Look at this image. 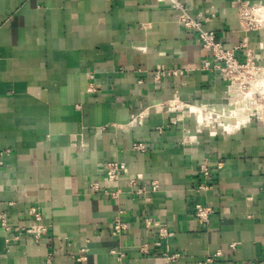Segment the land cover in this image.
I'll use <instances>...</instances> for the list:
<instances>
[{
	"label": "crops",
	"instance_id": "1",
	"mask_svg": "<svg viewBox=\"0 0 264 264\" xmlns=\"http://www.w3.org/2000/svg\"><path fill=\"white\" fill-rule=\"evenodd\" d=\"M182 1L193 17L215 15L205 29L226 48L239 47L240 60L251 50L264 64V29H241L238 0ZM207 60L197 35L157 1L0 0V152L10 151L0 166V205L12 228L31 225L33 206L47 227L39 243L25 232L7 243L0 227V264H48L50 253V264H166V253L180 255L168 264L215 255L211 264H264V126L210 137L188 123L196 121L188 104L178 105L186 115L176 118L153 109L154 100L220 101L227 82L201 70ZM162 67L184 74L158 86ZM132 114L145 116L131 124ZM111 161L157 181L160 191L133 196L126 177L108 187L103 170ZM206 162L212 177L200 189ZM197 204L214 209L207 223L195 218ZM119 207L127 230L115 238ZM146 217L168 228L166 243ZM144 244L148 254L139 252ZM81 250L85 262L76 260Z\"/></svg>",
	"mask_w": 264,
	"mask_h": 264
},
{
	"label": "built area",
	"instance_id": "2",
	"mask_svg": "<svg viewBox=\"0 0 264 264\" xmlns=\"http://www.w3.org/2000/svg\"><path fill=\"white\" fill-rule=\"evenodd\" d=\"M160 4H166L169 6L170 10L177 12V21L187 30L193 31L198 38L202 50L208 52L211 56V60L205 61L201 70L207 72H216L225 82H227V88L222 99L217 104L223 105L234 101L236 105L240 107L239 115L245 116L252 122L262 124L264 126V64H259L257 62L258 55H255L251 50H247L245 54V60L242 61L236 56V50L239 49H228L223 43H221L214 31L206 30L205 24L210 22L214 18V14L209 12L206 14H199L193 17L186 3L182 0H153ZM260 6L264 9V5L251 2L249 0H238V21L241 29L244 32H252L260 29H264V16H259L256 13L257 7ZM140 51L144 50L142 48L138 49ZM184 74L183 71L161 68L160 73L154 75V82L159 86L164 77H178ZM89 92L95 91L93 86L88 88ZM173 103L171 100L162 105V110H157L158 112L169 113L173 118H176V111H181L178 107L179 104H192L188 102L180 101ZM198 100H194L195 103ZM234 105V103H233ZM170 106V107H169ZM152 108V107H151ZM148 110L146 114L148 115ZM182 113L186 112L182 111ZM145 114H132L130 123L136 121H141ZM230 120V119H228ZM250 127H243L237 131L248 129ZM163 127H157L156 130L162 134ZM201 133L206 131V128L200 130ZM208 132V131H207ZM235 132V131H234ZM209 133V132H208ZM232 133V132H231ZM230 134V133H229ZM210 135V133H209ZM222 136V135H216ZM211 136L210 137H216ZM223 137V136H222ZM185 139L193 143L189 136L185 134ZM134 151L145 152L146 147L140 143H134L132 145ZM10 154L9 150H4L0 152V166H3V157ZM217 169H222V163L217 165ZM104 180L108 187H113L117 184L121 178H127V188L133 196H141L147 194L158 193L160 191V184L157 181H146L140 174H131L127 165L121 161H111L104 164ZM200 172L204 177V184L200 186V189H207L209 186L206 181H210L212 177V171L209 167V162H206L201 168ZM91 190L98 194L100 193L99 186L97 184H92ZM105 195H110L111 199L118 202L121 198V193L116 191H110L109 189L104 190ZM12 206L13 203H8ZM195 218L203 223H207L211 215L214 214V209L210 206H204L197 204L194 209ZM27 216L32 218V223L29 227L24 228H12L8 223L7 213L1 209L0 205V227L4 230L6 235V241L9 243L12 238L14 240L18 239L22 233L32 234L36 243L42 236L47 234V227L43 224V216L38 207L33 206L28 209ZM145 226L148 229H156L158 239L161 244L167 242L170 237V232L167 227H165L160 221L153 217H146L144 219ZM127 230V223L125 222V211L122 208H118L115 216L112 219L111 234L115 238H120L124 232ZM87 250H81L79 256L77 257L78 262L87 261L86 257ZM140 253H149V244L141 245L139 249ZM112 254H116V251L112 250ZM118 254V253H117ZM52 253L49 257L51 258ZM218 255L208 258L205 262L201 264H211ZM50 258L48 264H50ZM124 254H118V261H122ZM180 258L179 254H165L166 264L175 263ZM254 264V263H250Z\"/></svg>",
	"mask_w": 264,
	"mask_h": 264
},
{
	"label": "bare ground",
	"instance_id": "3",
	"mask_svg": "<svg viewBox=\"0 0 264 264\" xmlns=\"http://www.w3.org/2000/svg\"><path fill=\"white\" fill-rule=\"evenodd\" d=\"M256 13L258 17L264 16V9L258 6ZM171 101L174 104L178 102L175 98ZM155 102L156 103L153 105L155 109L158 111L162 110V104L164 102L162 100H156ZM195 103L196 106L192 107V112L196 118V125L199 129L208 128L211 131V135H226L232 126H234V129L239 130L246 126L249 127L252 123V121L245 116L238 114V112H240V107L236 105L235 100L223 105L209 104L203 101H196ZM179 105L181 106L182 104Z\"/></svg>",
	"mask_w": 264,
	"mask_h": 264
},
{
	"label": "rangeland",
	"instance_id": "4",
	"mask_svg": "<svg viewBox=\"0 0 264 264\" xmlns=\"http://www.w3.org/2000/svg\"><path fill=\"white\" fill-rule=\"evenodd\" d=\"M155 101H156V100H154L153 103H154ZM218 102H219V101H218ZM165 103H167V102H165ZM188 103H192L191 105L188 104V105L191 106V107L196 106V103L194 104L193 101L188 102ZM213 103H217V102H213ZM169 107H170V106H169ZM189 108H190V107H189ZM163 112H165V111L163 110ZM175 113H176V117L182 115V111H176ZM187 121H188V123H190V124H192V123L196 124V121H195L194 118H189V119H187ZM197 127H198V126H197ZM200 130H201V129H200ZM207 131H208L209 133H211V131H210L208 128H206V131H203L201 134H203V135H207V136H210L209 133H208ZM221 137H222V136H221Z\"/></svg>",
	"mask_w": 264,
	"mask_h": 264
}]
</instances>
